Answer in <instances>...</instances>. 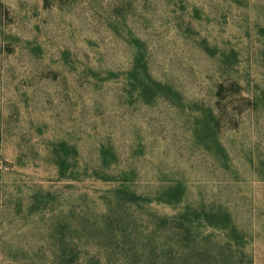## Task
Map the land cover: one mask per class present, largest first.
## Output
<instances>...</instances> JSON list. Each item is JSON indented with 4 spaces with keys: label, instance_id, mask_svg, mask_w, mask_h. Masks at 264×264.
<instances>
[{
    "label": "rangeland",
    "instance_id": "374dc122",
    "mask_svg": "<svg viewBox=\"0 0 264 264\" xmlns=\"http://www.w3.org/2000/svg\"><path fill=\"white\" fill-rule=\"evenodd\" d=\"M0 264H264V0H0Z\"/></svg>",
    "mask_w": 264,
    "mask_h": 264
}]
</instances>
